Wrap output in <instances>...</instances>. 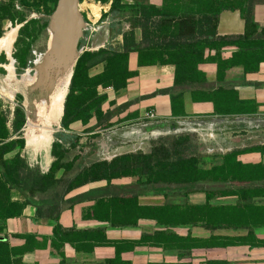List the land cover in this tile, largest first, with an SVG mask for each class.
Returning a JSON list of instances; mask_svg holds the SVG:
<instances>
[{"label":"trees","instance_id":"trees-1","mask_svg":"<svg viewBox=\"0 0 264 264\" xmlns=\"http://www.w3.org/2000/svg\"><path fill=\"white\" fill-rule=\"evenodd\" d=\"M109 0H105L107 2ZM248 0H192L197 8L192 9L191 17H186L183 11L171 9L167 6L157 8L155 5H143L135 12L134 25L129 32L123 34V40L118 48L107 46L97 52L84 53L74 69L69 93L64 103L62 129L69 130L73 123L81 122L87 126L93 118L100 122L110 113H104L103 104L107 101V94H101L100 89L112 88L120 92L127 88L130 80L139 76L138 71L129 68L130 55L138 54V67L168 66L175 67L174 85L178 92L171 94V110L175 118H185L184 92L195 85H204L207 77L199 69L203 64H215L217 67V84H224L217 89H192V99L196 103L210 102L214 105V115L240 116L256 114L259 105L255 100H242L238 92L225 85L227 71L242 67L244 74H255L260 71L264 63V28L258 32L246 10L240 5ZM122 0H113L111 12L121 7ZM15 0L0 5V38L3 37L4 21H12V14L16 12ZM227 11H238L245 22L242 35L220 36L218 25L220 15ZM23 14L17 21L23 25L27 21ZM14 23V22H12ZM32 23L27 22L21 27L19 37L22 38L26 29ZM141 31V39L136 38V31ZM19 42V41H18ZM17 42V44H18ZM81 46V41L79 43ZM234 48L236 51L229 59L223 58V50ZM103 65V70L90 75V70ZM24 66L23 71L29 68ZM227 84V83H226ZM11 129L8 128V115L0 113V160L5 155L19 150L15 160L22 166L17 169L18 174L11 181L19 183L25 169L27 191L33 193L51 194V199H41L37 204L26 202V206L36 209V219H49L57 223L52 247L60 251L66 245L71 246L78 253H92L97 247L115 246L119 243L107 238L103 229L77 230L65 229L59 224L64 211L74 209L84 202L93 203L84 213L85 220H95L109 223L112 227L136 226L139 220L153 219L160 225L187 224L204 227L210 230L243 227L254 229L264 227V205L257 204L255 199L264 198V184H245L237 190H225L220 194L212 191L204 192L207 202L200 206H163L151 207L139 205L138 198L142 186L136 184L119 186L112 181L135 177L139 169L148 175L150 180L162 182L166 185L178 183H192L206 178L213 170H200L192 165L187 156L169 149L159 151V158L124 155L110 162L92 163L91 167L71 176V170H65L61 179H56V172L48 174L38 173L27 167L20 157V150L24 148L22 139L9 140L10 136H21L22 128L26 124V114L22 108L16 107ZM65 136V134H61ZM261 153L257 150L234 152L226 156L224 163L214 170L221 171L222 180L238 183L264 182V163L244 164L238 161L240 155ZM261 154L264 155V152ZM1 169H7L3 163ZM70 171V172H69ZM70 175V176H69ZM107 182V186L91 189L66 198L75 191L91 183ZM1 184V182H0ZM249 185V186H246ZM236 197L239 202L232 206L213 205L218 198ZM16 204H12L6 213H0V224L11 218L20 217L16 212ZM1 210V209H0ZM35 236L25 235L22 239H33ZM224 240L227 242H221ZM194 245H200L201 240H193ZM248 242L259 245L252 231L243 238L212 237L209 246L245 245ZM2 246V245H0ZM253 246V245H252ZM25 254L24 246L18 248ZM119 252V247H117ZM114 264V262H112Z\"/></svg>","mask_w":264,"mask_h":264},{"label":"rangeland","instance_id":"rangeland-1","mask_svg":"<svg viewBox=\"0 0 264 264\" xmlns=\"http://www.w3.org/2000/svg\"><path fill=\"white\" fill-rule=\"evenodd\" d=\"M83 2L102 5L103 9H101L100 17L95 19L89 10L81 6L83 33L80 40L81 46L79 45L78 48V61L86 52H97L107 46L118 48L122 43L123 34L129 32L134 25L136 10L143 5H155L160 9L164 6L173 10L179 9L189 18L192 15V9L197 8L193 5L192 0H122L121 7L115 12H111L113 0L107 2L105 0H80L81 5ZM5 3V0H0V5ZM57 4L58 0H15L16 12L14 11L12 14V21H6L14 22L12 23L14 27H20L17 21L23 14L28 17L25 23L32 21L27 26L28 28L22 38L19 37L21 28L18 29L12 47V59L8 61L6 56L0 57V113L4 112L8 115L7 127L11 129L15 108L20 107L25 112L26 124L21 130V136L14 134L10 136L8 141L23 140L24 148L20 150V157L27 167L33 168L41 174H48L53 170L56 172V179L59 180L65 174L66 169L71 170L70 175L73 176L77 172L90 168L92 163L110 162L124 155L152 157L155 160L160 157L159 151L164 148L171 150L172 153L177 151L186 155L192 165L200 170L213 171L206 178L192 183H178L171 185L172 187H159V184L164 183L150 180L148 175L142 174L144 168H141L137 176L114 180L111 184H120L119 186H126L123 184H149L147 186L150 189L148 192L150 198L156 202H163L160 199L165 196L167 201L172 203H183L185 195L202 190L220 194L225 190H237L245 184H264V182L238 183L230 179L223 181L221 171L214 170L224 163L226 156L234 152L247 150L264 152V105H260L256 100L255 102L259 105L256 114L184 118L164 124L160 128L147 125L151 122L147 121L146 118L131 124H120L121 122L114 124L112 123L114 116L110 114L100 122L93 118L83 129L74 130L70 126L69 130L66 131L62 129L61 116L64 114L63 110L61 114L53 118L50 139L39 138V140L34 139L35 141L32 142L29 134L32 132L35 135L42 131V127L36 121L40 119L37 118V115L42 109L38 108L39 106L35 108V105L38 104L36 99H38L39 91L28 90L27 83H32L36 78V67L48 51L50 17ZM240 5L246 10L257 31L260 32L264 28V0H248L241 2ZM136 38L141 39L140 30L136 31ZM10 63L12 66L8 68ZM26 65L30 67L23 71L22 68ZM102 66L90 70V75H96ZM70 85L71 81H69L67 95ZM225 85L229 87L226 83ZM257 87L264 90V83H258ZM56 90L57 87L55 86L53 91ZM66 97L63 100V105ZM52 98L50 97L49 100ZM30 106L35 110L32 115L36 112V119L34 120H29L28 109ZM31 122L33 123L32 127H35L33 130L30 125ZM95 122L97 123L95 124ZM92 123L95 125L89 127ZM61 134H65V136L62 137ZM18 152L19 150L10 152L3 157L2 161L0 160V213L8 212L12 204H16L15 210L21 213L20 217H22L25 209L30 207L25 205L26 202L37 204L41 199H51V194L49 192L32 194L27 191L25 188L26 169L21 175L22 180L19 178V183L10 180L14 176L18 177L17 169L22 168L15 160ZM239 158H242V155ZM243 159L255 162L254 157H244ZM3 163L7 165V169H1L4 167ZM107 185V182L88 184L70 194L66 200L75 197L78 192ZM257 202L264 203V199L257 200ZM217 203L227 204L228 202L220 200ZM1 229L2 225H0ZM8 239L10 240V238ZM20 243L26 250L36 251L44 249L47 242L42 237L18 238L17 241L0 242L2 245L0 246V264H23L22 257L25 254L21 253V249H18L22 246L16 245Z\"/></svg>","mask_w":264,"mask_h":264},{"label":"crops","instance_id":"crops-1","mask_svg":"<svg viewBox=\"0 0 264 264\" xmlns=\"http://www.w3.org/2000/svg\"><path fill=\"white\" fill-rule=\"evenodd\" d=\"M7 1L9 0H5L6 3ZM6 21L2 23L3 37L13 28L16 29L17 34L19 27H14L11 22ZM244 31L245 22L238 11H227L220 15L218 35H242ZM235 51L236 49L234 48L224 49L222 53L223 58H231ZM10 52L12 53V48ZM11 53L2 50L0 51V57L4 55L9 61L12 59ZM11 66L12 64L10 63L7 67L11 68ZM129 68L131 71H138L139 76L130 80L126 89L120 92H115L112 88L106 90L100 89V93L107 94L108 97L107 101L103 104L102 110L104 113H110L114 116L112 123H135L145 119L146 114L150 111H153L158 120H162L164 124L184 119L173 117L171 110V94L177 91L174 85V66L139 68L138 54L133 53L130 55ZM199 69L206 74L207 82L204 85H195L193 88H188L184 92V107L187 114L185 118L217 117L214 115L213 103L194 102L191 91L192 89H217L224 84L216 83L217 67L215 64H203L199 66ZM102 70L103 66L98 70L97 74ZM225 82L229 87L234 88L238 92L240 99L256 100L260 105H264V90H260L257 87L258 83H264V63L261 65L260 71L255 74L245 75L242 67L233 68L227 71ZM95 124L92 123L89 127ZM30 125L32 127L33 123L31 122ZM147 125L152 126L153 123H147ZM71 128L80 130L84 128V125L81 122H76L71 125ZM29 135L32 142L39 140L34 137L33 133ZM244 157H254L255 162L244 160ZM238 161L244 164L264 163V155L261 153L245 154L242 155V158L238 157ZM158 186L169 187L171 185L159 184ZM149 190L148 187L142 186L138 198L139 205L151 207L200 206L207 202L204 192L185 195L183 203L169 202L165 196L160 199L163 202H156L150 198L148 194ZM84 192L87 191L78 192L77 195ZM220 200L228 203H217ZM257 200L261 199H255L257 204L264 205V203H259ZM238 202V198L228 197L218 198L212 204L234 206ZM92 205L93 203L84 202L75 206L74 212V209L64 211L60 216L59 224L65 229H103L107 238L119 243L118 245L97 247L92 253H78L69 245L58 251L51 244L57 223L49 219L37 220L36 209L33 206L26 208L22 217L11 218L0 224L2 225L0 242L17 241L18 238L25 235H32L37 238L42 237L47 242L45 248L25 253L22 257L23 264H113L112 262L114 264H264V227L254 229L235 227L210 230L187 224L164 226L158 224L153 219L139 220L136 226L112 227L109 223L84 219L85 211ZM250 231L253 232L256 240L262 244L255 245L248 242L245 245L209 246L212 237L243 238ZM193 240H201L202 243L194 245ZM220 241L227 242L224 240ZM16 245L20 247L23 244ZM117 247H119V252H117Z\"/></svg>","mask_w":264,"mask_h":264},{"label":"bare ground","instance_id":"bare-ground-1","mask_svg":"<svg viewBox=\"0 0 264 264\" xmlns=\"http://www.w3.org/2000/svg\"><path fill=\"white\" fill-rule=\"evenodd\" d=\"M81 6L89 10L91 16L95 19L100 17L101 9H103L102 5L94 3L89 4L88 2H83L82 5L79 3V9H81ZM82 25L83 23H81V28ZM63 28L64 26L61 27L60 31L50 30L48 51L44 59L41 60L40 64L36 67V78L32 83H27L28 90L33 91L35 89L34 91H39V95L37 96L38 99H36L38 104L35 105V108L39 106L38 108L42 109V111L38 112L39 115H37V118L40 119L36 120L37 124H40L42 127V131L34 135V137L38 139H50V127L53 118L61 114L63 111V100L67 95L72 66L76 63L78 56V53L75 52L73 56L67 57V51L66 48H64L66 33L64 30V34H62ZM78 36H80V33ZM15 37L16 29H12L1 38L0 51L5 50L8 53H11L10 50ZM55 86L57 87V90L53 91ZM51 91L53 92L51 93ZM50 97H53L52 100H49ZM33 111H35L34 108L30 106L28 109L29 120L36 119V112L32 115ZM34 128H32V130Z\"/></svg>","mask_w":264,"mask_h":264},{"label":"water","instance_id":"water-1","mask_svg":"<svg viewBox=\"0 0 264 264\" xmlns=\"http://www.w3.org/2000/svg\"><path fill=\"white\" fill-rule=\"evenodd\" d=\"M80 0H58L57 7L50 17V25L48 28V33L50 30L60 31L61 27L64 26L62 34H64V30L66 33V41L64 44V48H66L67 57H71L74 53H78L76 63L79 57V43L82 38L83 28H81V23H83V18L81 14V10L79 9ZM23 27V25H19ZM80 33V36H78ZM76 63L72 66V79L74 69Z\"/></svg>","mask_w":264,"mask_h":264},{"label":"built area","instance_id":"built-area-1","mask_svg":"<svg viewBox=\"0 0 264 264\" xmlns=\"http://www.w3.org/2000/svg\"><path fill=\"white\" fill-rule=\"evenodd\" d=\"M147 121H150L153 123L152 126H154L155 128H160L164 123L162 122V120H158L156 114L153 111H150L146 114L145 116Z\"/></svg>","mask_w":264,"mask_h":264}]
</instances>
